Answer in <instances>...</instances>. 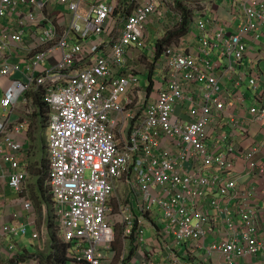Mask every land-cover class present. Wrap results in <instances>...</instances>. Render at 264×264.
Returning <instances> with one entry per match:
<instances>
[{"label":"built area","instance_id":"2783aa9c","mask_svg":"<svg viewBox=\"0 0 264 264\" xmlns=\"http://www.w3.org/2000/svg\"><path fill=\"white\" fill-rule=\"evenodd\" d=\"M136 1L121 16L116 0H0V246L28 235L41 251L48 244L27 193L26 122L15 113H34L29 95L39 92L67 264H111L119 227V264L246 262L264 251V168L249 131L264 124V0L189 8L188 32L158 58L155 45L144 52L148 27L173 15L179 28L183 11L168 8L176 0ZM142 61L153 70L140 73ZM141 75L151 77L145 85Z\"/></svg>","mask_w":264,"mask_h":264},{"label":"rangeland","instance_id":"374dc122","mask_svg":"<svg viewBox=\"0 0 264 264\" xmlns=\"http://www.w3.org/2000/svg\"><path fill=\"white\" fill-rule=\"evenodd\" d=\"M111 1L112 0H108V2H111ZM208 1L209 0H184L182 1V3L187 8L200 10L204 7V5H206V2ZM116 2L117 4H120L118 13H120L121 16L125 12H130L134 8L135 4L137 3L136 0H116ZM168 8L172 12L180 10V7H178L177 5H175V7L171 5V6H168ZM175 18H176L175 16L171 15V16H168V18L164 22L158 20L153 25H150L148 27V30L145 35V40H146L145 42L147 43V47L144 50L145 53L149 54L152 50V47L155 45L157 41H160L161 39L164 38V36L175 31L178 28L175 22ZM176 39L174 40L176 41ZM146 63L147 61H142L140 62V64H138V71L140 73L146 70L148 71L153 70V65L150 63L147 65L148 69H146L145 68ZM145 84H146V81L143 82V85ZM30 108H31L30 106H25L24 108L21 107V109L16 110L15 113H17V115L26 122L24 130L27 135L29 145H27L28 149L23 154V159H24V164L28 167L27 193H28L30 200L34 204L36 214H37V217H36L37 222L40 225L45 223L47 232H48V220L46 219V214L49 210V207L51 209V223H52L51 226L52 227L55 226V228L56 226H58L57 216H56L55 209H54V201L52 199V196L50 194V189L46 181L47 176H45L44 178L41 179L42 181L39 183V185L41 189L43 190L45 196L49 198L50 200L48 204L49 207L47 205L46 206L43 205L42 208H40L42 212L39 211V208L35 205L32 199V194L36 186L38 185L37 177L33 174L32 171H30L29 164L30 162H34L35 160L44 159L47 166H49L48 165L49 164L48 152L46 149V144H47L46 138H47V133H48V123L50 120V113L45 112L41 116L36 117V115L33 112L29 111ZM1 113L2 112L0 110V118H1ZM89 175L90 173H88V177ZM5 191L7 192L8 188L6 189L5 187ZM0 200H3V199H0ZM121 229L119 227V229L116 231L115 237H116V240L118 241L115 244V250H116L117 256H116V259L111 262V264H119V259L123 255L124 246L121 241V238H122ZM146 236H148V233L146 234ZM7 243L9 244L8 247L6 246L5 248H2V245L0 246V249L2 251L0 253V264H10L11 261L15 260L14 258L18 257L17 255H13V253H16L17 245H19L22 249H27L28 253H35L37 252V250H39L37 242L34 241L30 235L17 236L11 242H7ZM48 245H49V242L46 248L43 250L44 252L47 250ZM12 246H14L15 248H12Z\"/></svg>","mask_w":264,"mask_h":264},{"label":"trees","instance_id":"16d2710c","mask_svg":"<svg viewBox=\"0 0 264 264\" xmlns=\"http://www.w3.org/2000/svg\"><path fill=\"white\" fill-rule=\"evenodd\" d=\"M177 6L180 7V9L183 11V22L179 28H177L175 31L167 34L163 39L160 41H157L155 43V46L158 47V52L156 53V58L159 57V55L162 52V48L168 44L171 43V41L179 36H183L186 32H188V25L192 18V12L189 8H187L185 5H183L181 0H176ZM120 6V4H119ZM31 98L34 106H35V112L34 114L36 117L41 116L45 112H49L48 107L42 100V96L39 92H34L29 95ZM49 165V164H48ZM30 171L33 172V174L37 177L38 185L36 186L33 194L32 199L35 203V205L39 208V211H41L40 208H42L43 205H47L49 207V198H47L41 189L39 183L42 181L41 179L47 176V172L49 170V166L45 163L44 159L35 160L34 162H30L29 164ZM11 191L8 190L5 194V196H10ZM46 203V204H44ZM42 212V211H41ZM46 219L48 220V236H49V245L47 247V250L44 252H40L37 250L34 254L28 256L25 255H18V257L14 258V261H11L10 264H17L18 262H24L28 259H35L38 261L39 264H67L68 263V257H67V248L68 246L62 241L61 236L58 232V226H51V209L49 207V210L46 214Z\"/></svg>","mask_w":264,"mask_h":264},{"label":"crops","instance_id":"0c3cea01","mask_svg":"<svg viewBox=\"0 0 264 264\" xmlns=\"http://www.w3.org/2000/svg\"><path fill=\"white\" fill-rule=\"evenodd\" d=\"M220 14L222 16H226L227 12L224 9H220ZM252 51H253V49L250 48V50L247 52L248 57L254 55V53H252ZM260 67L262 68V72L264 74V60L261 61ZM141 77L144 78V79L141 78L143 80V82L147 81L151 78V77H146L143 75H141ZM237 103H238V101L234 98L232 100L231 105L234 106ZM244 103L245 104L249 103L248 105L252 104L251 99L244 101ZM239 113L241 115H243L244 117H246L248 115V111L246 110V105H243L240 107ZM225 131L230 132V129L226 128ZM249 131L251 132V138H252L251 144H253V145L258 144L259 145V151L257 153V157H258V160L262 162L263 168H264V124L252 123ZM232 140H236V143H240L241 137H240V135H234L233 134ZM256 180H257V189H258V193L256 194L257 195L256 200L260 205L259 210H258L259 229H260L259 240L264 241V171L262 173H260L259 175H257ZM0 199H2L1 194H0ZM3 201H4V199L0 200V203H2ZM0 211L4 212V209L0 208ZM147 233H148V236H146V237H147L148 243L150 245H154L155 242H157V241H155V236L157 234V231L154 229H148L146 231V234ZM18 251H19L18 255H25L28 257L30 255L34 254V253H28L27 249H22L19 245H18ZM39 251L43 252L41 250H39ZM37 262H38L37 260H35L34 258L33 259L31 258V259L25 260L24 262H20L18 264H39ZM240 263L241 264H264V251L258 256H255L252 258H247L246 262L241 261Z\"/></svg>","mask_w":264,"mask_h":264}]
</instances>
